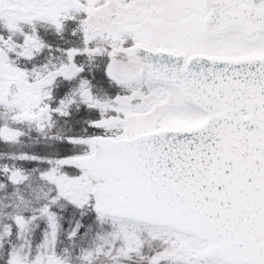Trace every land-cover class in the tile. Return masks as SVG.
<instances>
[{"label":"snow or ice","instance_id":"1","mask_svg":"<svg viewBox=\"0 0 264 264\" xmlns=\"http://www.w3.org/2000/svg\"><path fill=\"white\" fill-rule=\"evenodd\" d=\"M0 264H264V0H0Z\"/></svg>","mask_w":264,"mask_h":264}]
</instances>
